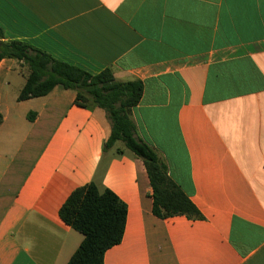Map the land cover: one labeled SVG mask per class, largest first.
<instances>
[{
	"label": "crops",
	"instance_id": "0c3cea01",
	"mask_svg": "<svg viewBox=\"0 0 264 264\" xmlns=\"http://www.w3.org/2000/svg\"><path fill=\"white\" fill-rule=\"evenodd\" d=\"M7 41L119 82L141 81L135 136L204 216L160 219L142 160L98 108L0 62V264H68L84 236L60 217L96 182L128 208L105 264H264V0H0ZM121 146V147H120Z\"/></svg>",
	"mask_w": 264,
	"mask_h": 264
},
{
	"label": "trees",
	"instance_id": "16d2710c",
	"mask_svg": "<svg viewBox=\"0 0 264 264\" xmlns=\"http://www.w3.org/2000/svg\"><path fill=\"white\" fill-rule=\"evenodd\" d=\"M14 59L27 66L30 74L19 100L48 95L56 87L77 93L81 107L103 110L111 123L105 150L121 144L123 150L143 161L153 190V213L160 219L185 216L203 220L204 216L185 192L169 176L167 166L155 150L135 136L132 109L142 97L141 81L119 82L111 69L98 74L55 59L50 54L21 41H7L0 27V62ZM3 117L0 114V126ZM120 146V147H121ZM127 205L110 189L96 182L76 189L60 209L61 219L84 236L68 264H105L106 252L119 245L125 233Z\"/></svg>",
	"mask_w": 264,
	"mask_h": 264
},
{
	"label": "rangeland",
	"instance_id": "374dc122",
	"mask_svg": "<svg viewBox=\"0 0 264 264\" xmlns=\"http://www.w3.org/2000/svg\"><path fill=\"white\" fill-rule=\"evenodd\" d=\"M121 145V144H120Z\"/></svg>",
	"mask_w": 264,
	"mask_h": 264
}]
</instances>
